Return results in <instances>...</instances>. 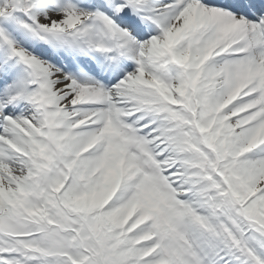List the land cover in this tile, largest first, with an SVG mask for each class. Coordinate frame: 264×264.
<instances>
[{"label": "snow or ice", "instance_id": "obj_1", "mask_svg": "<svg viewBox=\"0 0 264 264\" xmlns=\"http://www.w3.org/2000/svg\"><path fill=\"white\" fill-rule=\"evenodd\" d=\"M0 264H264V0H0Z\"/></svg>", "mask_w": 264, "mask_h": 264}]
</instances>
